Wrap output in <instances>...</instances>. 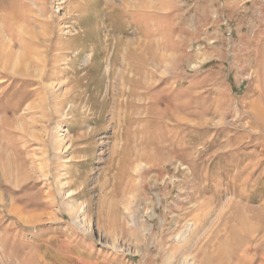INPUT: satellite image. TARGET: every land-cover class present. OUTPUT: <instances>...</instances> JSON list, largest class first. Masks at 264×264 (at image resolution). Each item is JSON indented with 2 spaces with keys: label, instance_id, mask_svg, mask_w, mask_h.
<instances>
[{
  "label": "rangeland",
  "instance_id": "rangeland-1",
  "mask_svg": "<svg viewBox=\"0 0 264 264\" xmlns=\"http://www.w3.org/2000/svg\"><path fill=\"white\" fill-rule=\"evenodd\" d=\"M0 264H264V0H0Z\"/></svg>",
  "mask_w": 264,
  "mask_h": 264
}]
</instances>
